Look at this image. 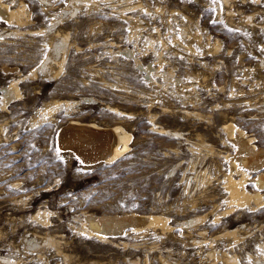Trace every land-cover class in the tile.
I'll return each mask as SVG.
<instances>
[{"label":"rangeland","instance_id":"1","mask_svg":"<svg viewBox=\"0 0 264 264\" xmlns=\"http://www.w3.org/2000/svg\"><path fill=\"white\" fill-rule=\"evenodd\" d=\"M1 1L9 9L25 4L27 17L22 25L0 19V264L264 259V205L236 207L216 221L222 183L202 182L227 167L214 153L234 152L225 123L264 147V0ZM63 34L67 45L56 54L52 43ZM139 64L152 65L151 79ZM12 80L20 95L2 107V87ZM56 102L62 106L51 115L42 112ZM70 120L120 124L130 148L111 163L84 164L57 145ZM158 124L181 135L155 132ZM42 208L45 226L35 217ZM89 212L163 213L171 227L130 228L103 242L81 230ZM195 216L204 218L187 225Z\"/></svg>","mask_w":264,"mask_h":264},{"label":"bare ground","instance_id":"2","mask_svg":"<svg viewBox=\"0 0 264 264\" xmlns=\"http://www.w3.org/2000/svg\"><path fill=\"white\" fill-rule=\"evenodd\" d=\"M7 5L8 4L3 3L0 0V17H1L0 19L3 21H7L8 23L12 22V21H15L17 23L20 22V25H22V22H24L25 18L27 17L25 4L22 3L19 6H17V8L14 7L15 9H9V7ZM132 17H134V16H132ZM131 20H133V19H131ZM128 21H130V20H128ZM132 25H134V23ZM137 25H135L134 27L136 28ZM53 29H54V27H53ZM130 29H133V26ZM132 31H134V30H132ZM38 32H39V30H38ZM135 33H132V35H133L132 37L138 35V34L135 35ZM129 36H131V35H129ZM138 36H140V35H138ZM129 38L131 39V37H129ZM67 39H68L67 34H63V35H60L59 37H57L54 40V42L52 43L53 44L52 45V47H53L52 51H54V53H56V54H58L61 50L64 51L65 46L67 45V41H68ZM124 52L126 53V56L128 54L131 57V54H132L131 50L124 49ZM46 63H47L46 61L41 63L42 64L41 68H44ZM138 63H139V61H138ZM138 67L145 70L146 79L147 78L151 79V71L153 70V67L151 64H148L146 67L139 64ZM5 69L7 71L10 70L6 66H5ZM12 70H13V68H12ZM176 81H179V80L176 79ZM153 82H155V81H153ZM161 83H157V86L160 88L166 89L167 88L165 86L166 84L165 83L161 84ZM17 85H18L17 80H14V81L12 80V82L9 85L2 87V92H3L2 107H5V105H7L10 101L14 100L16 97H18L20 95L19 91L17 89ZM65 105H66V109H69L70 106L74 107V105L73 104L71 105V103L69 101H65ZM61 106H62L61 102H56L53 104V106L47 107L46 110H44L42 112L51 115L57 109V107H61ZM109 110L116 112L117 114H118V112H120L121 114H127V115L129 114V113L122 112L120 110L118 111L116 108L110 107ZM188 112H190V111H187V113ZM197 114H199V113L197 112ZM44 118H46V116L43 114V117H42L43 121H45ZM225 122H227V121H225ZM152 123L154 124V122H152V120H151V124ZM159 125L160 124H158V126L157 125L155 126L156 127V129L154 128L155 132H158L161 134H170L173 137H179L181 135V133L176 131V130L173 131V130H170L168 128H165V127L159 126ZM151 128H153V127L151 126ZM223 129L226 132V136H227L228 140L234 144V152L231 153L230 151H226L223 154L224 150L220 151L221 150L220 149L216 152L213 150L215 148L214 147L212 149L213 152H216V153H214V156L218 157L222 161H225L227 163V167L222 168V175L220 177L215 176L214 178L211 179V175L206 174L203 176V179H202V182H204V183L206 182L208 184H210L211 182H221L222 183L221 189L225 192V195L223 198L225 206L222 209H220L218 211V213L216 214L217 215L216 221H218V219H220V217H226L227 215H230L231 213H233L236 210V207L237 208H240V207L243 208V207L248 206V208L251 207L253 209L254 207H260V206L264 205V147H261V146H258L257 144H255V138L253 136L248 135L242 128H240L237 125H235L234 123H232V121L225 123L223 125ZM130 140H131V134L128 131H126L122 127V125H120V124H113L110 126H101V125L96 124L95 122H82V121H78V120H70L66 126L62 127L59 130L58 135H57L58 147L61 149L71 151L73 154L78 156L84 164H94L100 160L111 163L116 158H118L123 153H125L126 151L129 150ZM208 147H212V146L209 145ZM190 149H192V148H190ZM214 156H213V158H214ZM213 158L211 156L212 160H214ZM212 165L214 166V164H212ZM217 173H219V172H217ZM252 173H255V174L253 175ZM250 184L253 185V187H254L253 190L248 189V185H250ZM12 186H13V184H12ZM203 187H206V186L203 185ZM216 189L218 190V188H216ZM202 191H203V189H202ZM219 192H220V190H219ZM199 193H201V191ZM208 195L210 196L212 204H214L213 202L215 201V198H216L215 197L216 191H215V193L212 192ZM196 198H197V196H196ZM200 199H203V197ZM200 202H202V201H200ZM195 203H196V201H195ZM218 205H219V203H218ZM35 217L39 220V223H41V222L44 223V226L46 224H48L49 218H48V212L46 209L44 210L42 208V209H39L38 211H36ZM84 217H85V219H84V222L82 223V226H81L82 232L89 237H94L97 240L103 241V242H110L111 240L109 239V237H111V236L114 237L116 235L118 236V235L126 234L128 227L132 228L137 233H141L143 231L150 230L151 228H153V229L161 228L163 230L164 229L168 230L171 227L170 225L167 224L168 218L166 216H164L163 213L162 214L161 213L160 214H156V213L155 214H152V213L140 214L137 212H128V213L124 212L121 214L115 213V214L98 215V214L89 212V213H86ZM233 217H234V215H233ZM203 218H204L203 216L192 217L186 221V224L192 226L198 222L200 223V221H202ZM38 220H36V221H38ZM196 225H194V226H196ZM201 231L203 232V230H201ZM227 232L230 234L237 233L236 230H234V229L227 230ZM53 238L54 237L52 236V238L45 239L48 242V245H49V243L55 242V239H53ZM33 240H35V238ZM33 240H29L28 243H30V244L33 243L34 242ZM58 243H60V242H58ZM8 244H10V243L8 242ZM36 244H37V242H36ZM45 245H47V243H45ZM35 246H37V245H35ZM58 246H59V244H58ZM261 248L264 249V242H263V245H261ZM262 252L264 253V251H262ZM64 255H66V254H64ZM68 255L69 254L67 253V256ZM8 258H10V257H8ZM227 259H228L229 263H236L237 262V259L234 256H228ZM9 262H11V261H9ZM134 262H135V260H134ZM254 262H255L254 264H264V259L263 260H256ZM65 263H66V261H65ZM68 263H69V261H68ZM11 264H13V263H11Z\"/></svg>","mask_w":264,"mask_h":264},{"label":"water","instance_id":"3","mask_svg":"<svg viewBox=\"0 0 264 264\" xmlns=\"http://www.w3.org/2000/svg\"><path fill=\"white\" fill-rule=\"evenodd\" d=\"M98 162H103V160H100V161H98ZM127 229H130V227H128Z\"/></svg>","mask_w":264,"mask_h":264}]
</instances>
